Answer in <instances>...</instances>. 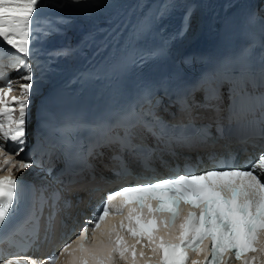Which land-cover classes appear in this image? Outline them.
<instances>
[{"label": "snow or ice", "instance_id": "6c2138e0", "mask_svg": "<svg viewBox=\"0 0 264 264\" xmlns=\"http://www.w3.org/2000/svg\"><path fill=\"white\" fill-rule=\"evenodd\" d=\"M39 4L40 0H0V42L27 56L32 21ZM24 67L27 74L21 75L25 81L20 85L22 96L6 98L13 91L10 80L7 90L0 88V138L18 145L20 152L24 150L25 116L32 88L31 69ZM225 79L230 84L234 102L235 97L249 94L248 78L243 73L220 79L210 77L201 85L203 101L192 98L188 103L185 100L182 109L189 114L199 106L215 109L217 105L211 102L219 99L220 86ZM260 79L264 83V69ZM12 105H19V119L13 118ZM118 127L120 131L106 132L101 143L117 149L113 159L120 162L123 174L129 172L126 155L147 164L158 150L138 135V127L151 135L157 146L163 142L169 150L174 144L194 142L193 137L174 131L194 127L192 120L187 125L172 126L161 125L155 119L132 117ZM261 135L264 136V129ZM201 139L206 141L207 136ZM0 157H4L0 170L8 172L0 176V224H3L17 194V179L11 169L15 166L23 170L31 164L23 162L25 158L14 162L3 147H0ZM182 205L190 206L186 213ZM54 223L55 214L49 218L50 229L54 228ZM88 223L91 229L78 230L75 239L59 254L50 256L51 264H57L62 256L65 264H121L125 261L136 264L138 259L143 260V264H230L233 257L242 264H257L258 259L264 264V152L243 168L227 165L204 170L199 175H176L158 182L122 186L106 196ZM157 227L160 231H153ZM126 235L135 243H129ZM209 239L210 246L205 244ZM247 253L259 255L249 257ZM4 264L28 262L6 259Z\"/></svg>", "mask_w": 264, "mask_h": 264}, {"label": "bare ground", "instance_id": "6f19581e", "mask_svg": "<svg viewBox=\"0 0 264 264\" xmlns=\"http://www.w3.org/2000/svg\"><path fill=\"white\" fill-rule=\"evenodd\" d=\"M177 1L64 0L62 4H57V0H44L42 4H39L35 14L37 15L38 20L42 21L44 19L42 23L44 27L48 28L49 33L59 31L61 30V27L66 25L69 21H74V35L76 37L75 42L77 45L79 43V48L75 49L76 59L74 63L70 65V69H84L85 66L89 64L95 66L100 60H102L106 51L111 46L113 49L111 50L112 56L109 57V60H112L113 57L117 55L118 51L123 47L120 44L125 38L126 31L129 29L130 33L128 35L127 43L130 45V50L128 51L127 47L124 48V51L126 53L128 52V54L120 57L119 60L111 66L107 76L110 77L115 73L119 76H125L129 74L132 76V78H124L123 81L127 84H131L135 80V77L140 76L148 78L154 74L164 72L168 68L175 65L167 58L162 57V59L165 61L164 64L161 62L156 63L154 61H150L147 63L148 69L146 71L139 72V70L135 68L126 66L127 63L136 61V56H134L132 53L133 51L138 52L139 55H148V49L151 48V46L158 47L156 41H153V38L157 37L158 31L154 20L150 18L152 13L158 7V21L161 25L163 33H167V31L173 33V25L169 23V18L166 17V14L163 13V10L168 6L169 8L175 7V10L179 13L183 12V6L181 5L182 7H178ZM191 1L195 3V6H197L196 16L199 19L198 24L195 26H190L187 34V40L192 44H200L201 46L205 38L212 37L213 34L216 33V27H214L216 19L214 18L213 12L218 8L219 0H217V8L213 6L214 0ZM132 7L134 8V11ZM48 17H50V19H48ZM138 19H142L144 24L138 26ZM161 19L163 22H161ZM83 24H85V26H83ZM183 24H185L184 20L179 22V26ZM32 25L37 27L35 22H32ZM202 28L206 29L204 31L208 32L207 35L204 33V31H202ZM41 31H43V28L38 27L35 29L37 34H40ZM201 31L202 33H200ZM165 39L166 44L170 47L171 41L166 38V34ZM94 40L96 41L93 44H89L90 41ZM34 41L37 42L38 39L36 38ZM209 41L210 38L206 39L207 45L203 46L204 50L208 49ZM137 42H141L144 46L138 45ZM50 43L55 44L54 46L56 47L58 44L57 37H55L54 40H51ZM176 43L177 42L175 41L174 44ZM87 46L88 50L86 49ZM185 48H187V44L185 45ZM57 62H61L59 58ZM34 88L36 87L32 86L31 89L33 90ZM39 148H42V146L40 145ZM197 149H200V147ZM188 151L193 152L194 149H189ZM173 152L176 154H186L180 149V147H177L172 152L163 155L161 160L165 161L166 164L172 163L173 158H171V154ZM126 162L128 165L133 166V162L130 159H126ZM109 166L111 165L108 164L107 167L100 166L98 171L99 177L110 175V170L108 169ZM156 166L158 172H161L162 174L165 173V170L158 168V164H156ZM98 184H103L107 188H113V186L120 185L121 183L114 184V182H112L110 184L101 181L98 182ZM76 193L81 195L83 192L78 189ZM80 210L81 206L79 203L74 209L64 212L58 225L55 223L54 228L46 231V238H49L57 229L60 231L64 226L71 225L76 219ZM3 248L4 247L0 248V251L3 250Z\"/></svg>", "mask_w": 264, "mask_h": 264}, {"label": "rangeland", "instance_id": "374dc122", "mask_svg": "<svg viewBox=\"0 0 264 264\" xmlns=\"http://www.w3.org/2000/svg\"><path fill=\"white\" fill-rule=\"evenodd\" d=\"M174 1H177V0H174ZM190 0H179V1H177L178 3H177V5H178V7H179V5H182V6H184L186 3H188ZM172 3H174V2H172ZM138 7V6H137ZM132 9H133V11H134V8L132 7ZM166 9H167V7L163 10V13L164 14H166ZM170 9H173V10H169L168 11V16L166 15V17L168 18L169 17V20H170V24L171 25H174V23H175V18L176 17H178V11H176L175 10V7H171ZM162 18H163V15H162ZM161 22H163L162 21V19H161ZM198 24V23H197ZM204 30H206V29H204V28H202V31H204ZM202 31L200 32V33H202ZM204 33L207 35L208 34V32L207 31H204ZM205 35V36H206ZM204 36V37H205ZM178 42H179V44H180V40H178ZM178 44V45H179ZM70 58V55L69 54H67L66 55V58ZM13 92L15 93V94H17V93H22L21 92V89H19L17 86H15V87H13Z\"/></svg>", "mask_w": 264, "mask_h": 264}]
</instances>
